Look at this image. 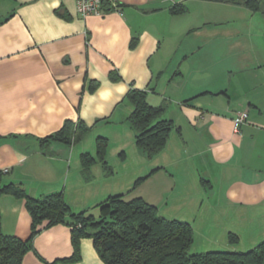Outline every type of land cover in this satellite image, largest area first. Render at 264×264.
Returning a JSON list of instances; mask_svg holds the SVG:
<instances>
[{"label":"crops","instance_id":"1","mask_svg":"<svg viewBox=\"0 0 264 264\" xmlns=\"http://www.w3.org/2000/svg\"><path fill=\"white\" fill-rule=\"evenodd\" d=\"M224 1L251 14L212 17L211 2ZM110 2L105 14L83 17L77 0H0L3 181L22 183L36 197L63 192L72 208L69 191L101 177L105 185L93 187V198L139 196L162 216L190 223L192 252L256 247L264 241V14L234 0ZM132 88L166 105L163 118L175 124L152 158L135 143ZM239 111L248 118L235 131ZM80 119L88 133L109 139L107 155L113 147L126 164L133 151L130 177L118 180L109 157V169L96 164L85 175L81 154L95 153L78 142H53L45 153L41 138ZM0 210L6 235L31 236L24 200L1 195ZM33 243L23 264H106L90 238L81 240L78 261L63 262L74 252L66 224L43 223Z\"/></svg>","mask_w":264,"mask_h":264},{"label":"trees","instance_id":"2","mask_svg":"<svg viewBox=\"0 0 264 264\" xmlns=\"http://www.w3.org/2000/svg\"><path fill=\"white\" fill-rule=\"evenodd\" d=\"M253 12L264 14V0H234ZM110 0H103L105 10H110ZM184 9L174 7V12ZM113 80L119 75L112 72ZM127 97L133 104L129 116L135 131V143L139 150L152 158L168 143L175 124L163 118L166 105H153L147 99V91L132 88ZM90 128L80 119L67 120L56 132L40 139L45 153L53 142L72 145L79 142ZM108 138L97 137L96 154H81L83 173L87 175L91 166L100 161L109 169L106 160ZM150 176L138 178L131 191ZM0 170V196L12 195L24 200L32 218V232L28 239L6 235L2 230L0 210V264H23L25 255L34 249V238L40 226L66 224L71 228L74 252L63 262H74L81 258V240L90 238L99 257L106 264H264V241L246 251L216 250L195 253L191 248L194 230L190 223L162 216L156 205L142 197L126 200L124 194H112L97 204L98 214L82 210L74 212L63 192L45 194L39 197L27 192L22 183L4 182ZM238 236L232 234L231 240ZM55 264V263H53Z\"/></svg>","mask_w":264,"mask_h":264},{"label":"rangeland","instance_id":"3","mask_svg":"<svg viewBox=\"0 0 264 264\" xmlns=\"http://www.w3.org/2000/svg\"><path fill=\"white\" fill-rule=\"evenodd\" d=\"M210 9L212 10V17H226V18H237L238 21H243L245 19H243L242 17H247L248 15H250L251 13H249V11L245 8V7H235L233 6L231 3H227L224 1V3H212L210 5ZM210 10V11H211ZM221 14H219V13ZM259 13V12H258ZM260 15V13H259ZM240 24L242 23H238L239 26H241ZM99 133L98 131H95L94 133H88L85 136H83L81 138V140L78 142L79 146H83L84 149L90 148V149H94L93 153L96 154V149H97V137H98ZM113 137V141H114V136ZM108 147H109V139H108ZM107 147V150H108ZM116 152V150H115ZM108 153V151H107ZM113 153V147L112 149L109 150V155L106 154V160L107 157H109L108 160L111 161L113 167L115 168V171H118V180L124 179V178H128V176L130 177V171H128L130 164H128V162H135L137 159L134 157L135 155L133 154V151L131 150H127V163L125 164V160L122 158V156L120 155V152H117V156H112ZM168 157V156H167ZM99 165L102 167V169L104 168V164L100 161H97L96 163H94L91 166V169L95 170L97 168H100ZM127 165V166H126ZM132 165V164H131ZM71 181L69 180V184H68V191L70 188V183ZM103 185H105V181L103 180V178L98 177L97 178V182L95 184H88L86 178H84V180L82 182H78V185L75 187V190L73 191H69L68 196L69 199H71L72 203V210L74 212H79L82 210H87V212L89 213H93V214H98L99 212V208L96 207L97 204H99L100 202H102V200H99L96 198H93V187H102ZM105 199H103L104 201ZM70 201V200H69ZM246 249V248H245Z\"/></svg>","mask_w":264,"mask_h":264},{"label":"built area","instance_id":"4","mask_svg":"<svg viewBox=\"0 0 264 264\" xmlns=\"http://www.w3.org/2000/svg\"><path fill=\"white\" fill-rule=\"evenodd\" d=\"M118 4L116 2L113 3V7L118 12ZM77 9L78 12L83 16L87 17L89 15H97L101 16L105 14L106 10L103 7V0H77ZM248 112L247 111H239L236 113L234 117V129L238 131L241 125L247 120Z\"/></svg>","mask_w":264,"mask_h":264}]
</instances>
